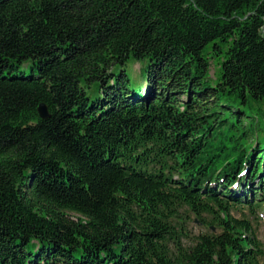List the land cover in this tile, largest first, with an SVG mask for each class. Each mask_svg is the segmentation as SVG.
Returning a JSON list of instances; mask_svg holds the SVG:
<instances>
[{
	"label": "trees",
	"instance_id": "obj_1",
	"mask_svg": "<svg viewBox=\"0 0 264 264\" xmlns=\"http://www.w3.org/2000/svg\"><path fill=\"white\" fill-rule=\"evenodd\" d=\"M263 205L264 0H0V264H264Z\"/></svg>",
	"mask_w": 264,
	"mask_h": 264
},
{
	"label": "rangeland",
	"instance_id": "obj_2",
	"mask_svg": "<svg viewBox=\"0 0 264 264\" xmlns=\"http://www.w3.org/2000/svg\"><path fill=\"white\" fill-rule=\"evenodd\" d=\"M208 57V75L212 78L217 70V64L215 63L214 59L215 56L212 55V53H207L206 54ZM142 64V62H138V63H134L133 61H129L125 67H127V70L130 74V76L132 77V79H136L139 75H138V67ZM212 80V79H211ZM212 81H210V83H212ZM257 218H253L251 219L252 224H253V228L255 231V234L257 236V238L259 239V241H261L264 244V205L262 206L261 210L257 211ZM233 216L238 217L239 215V211H235L233 212ZM185 220L187 221L186 223V227H187V233H188V238L184 241V242H188L191 241V239L193 237H195V235H197L200 232H204L206 231L205 227L203 226V224H201L197 218H192L191 215H187V214H183L182 215Z\"/></svg>",
	"mask_w": 264,
	"mask_h": 264
},
{
	"label": "water",
	"instance_id": "obj_3",
	"mask_svg": "<svg viewBox=\"0 0 264 264\" xmlns=\"http://www.w3.org/2000/svg\"><path fill=\"white\" fill-rule=\"evenodd\" d=\"M38 114L41 118L45 119L49 117L47 107L44 103H40L37 108Z\"/></svg>",
	"mask_w": 264,
	"mask_h": 264
}]
</instances>
